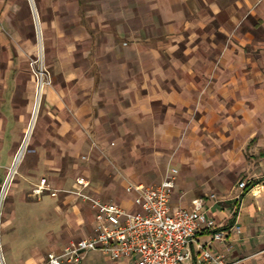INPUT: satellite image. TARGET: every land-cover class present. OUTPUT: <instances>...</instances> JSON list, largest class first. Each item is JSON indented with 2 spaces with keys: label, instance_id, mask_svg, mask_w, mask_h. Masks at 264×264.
I'll return each instance as SVG.
<instances>
[{
  "label": "crops",
  "instance_id": "obj_1",
  "mask_svg": "<svg viewBox=\"0 0 264 264\" xmlns=\"http://www.w3.org/2000/svg\"><path fill=\"white\" fill-rule=\"evenodd\" d=\"M38 56L51 83L36 106ZM22 149L2 228L21 238L46 224L49 247L23 236L14 264H43L93 232L78 192L137 211L127 187L171 169V210L200 203L227 232L209 251L264 264V0H0V190ZM42 179L50 190L35 197ZM134 259L93 251L81 264Z\"/></svg>",
  "mask_w": 264,
  "mask_h": 264
},
{
  "label": "built area",
  "instance_id": "obj_2",
  "mask_svg": "<svg viewBox=\"0 0 264 264\" xmlns=\"http://www.w3.org/2000/svg\"><path fill=\"white\" fill-rule=\"evenodd\" d=\"M35 65L36 61L32 60L30 66L37 82V95L41 96L44 86L50 85L51 81L46 69L43 66L37 69ZM22 153L23 149L9 172L2 189L3 197ZM176 175V169L169 170L158 186L130 184L127 192L135 194L133 201L138 207L137 211L123 209L111 202H101L78 192V196L90 202L95 212L93 232L87 238L64 247L59 253H48L43 264H81L86 255L93 251H100L112 260L135 258L133 264H184L193 257L192 244L197 249L196 264H226L223 256H214L209 251V245L225 241L227 232L216 230L214 221L206 218L200 203L192 209L171 210L169 198L175 187ZM76 184L82 188L90 185L83 177L78 178ZM246 186L245 183L240 184L242 189ZM47 190H50L47 181L42 179L32 193L40 197ZM51 194L55 196L57 192ZM202 231L212 232L207 244L197 241V235ZM0 264H5L1 253Z\"/></svg>",
  "mask_w": 264,
  "mask_h": 264
},
{
  "label": "rangeland",
  "instance_id": "obj_3",
  "mask_svg": "<svg viewBox=\"0 0 264 264\" xmlns=\"http://www.w3.org/2000/svg\"><path fill=\"white\" fill-rule=\"evenodd\" d=\"M36 36L38 38H40L39 29L37 27H36ZM34 60L36 61L35 67L37 69L40 68L41 66L44 67L43 61H42L40 56H38ZM30 70H31V73L33 74L31 66H30ZM35 84H36V92H37L36 80H35ZM40 97L41 96L37 95V93H36V101L38 102V103L36 102V105L39 104ZM29 125H30V123H29ZM28 127H30V126H28ZM15 170H16V168L14 169V171ZM9 172H10V170L8 171V173ZM11 176H12V179L10 177V180L7 184L6 189L9 188L13 182L14 175L12 174ZM3 187H4V184L0 190V253H1V255H3V259H4L5 264H14L16 262L15 260H13L14 253H16V254L18 253V248L21 245L20 240H21V238H23V236H24V238H27V240L32 238V241H30V242H35V243L37 242V244L40 245L42 248L44 247V249H48L49 245H48V238H47L46 232L50 231L49 230L50 227L46 226V224H40V226L36 225L35 227L19 228L20 232L22 231V233H23V234L21 233V238L18 235V233L15 232L17 230V228H16V230H13V231L5 230L4 228H2V221L4 219V216L2 213L4 210L3 208H4V201H5L4 200L5 197L2 196ZM6 193H7V191H6ZM29 245H31V244H29Z\"/></svg>",
  "mask_w": 264,
  "mask_h": 264
},
{
  "label": "trees",
  "instance_id": "obj_4",
  "mask_svg": "<svg viewBox=\"0 0 264 264\" xmlns=\"http://www.w3.org/2000/svg\"><path fill=\"white\" fill-rule=\"evenodd\" d=\"M255 184H250V185H247L245 188H244V191H249L250 189H252V187H254Z\"/></svg>",
  "mask_w": 264,
  "mask_h": 264
},
{
  "label": "bare ground",
  "instance_id": "obj_5",
  "mask_svg": "<svg viewBox=\"0 0 264 264\" xmlns=\"http://www.w3.org/2000/svg\"><path fill=\"white\" fill-rule=\"evenodd\" d=\"M25 149V148H24ZM16 172V171H15Z\"/></svg>",
  "mask_w": 264,
  "mask_h": 264
}]
</instances>
